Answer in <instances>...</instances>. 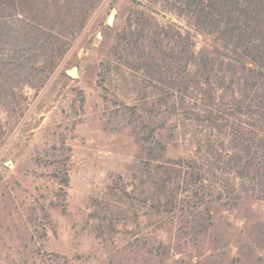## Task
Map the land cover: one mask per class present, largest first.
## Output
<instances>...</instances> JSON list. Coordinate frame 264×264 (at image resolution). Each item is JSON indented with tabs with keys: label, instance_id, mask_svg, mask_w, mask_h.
Listing matches in <instances>:
<instances>
[{
	"label": "rangeland",
	"instance_id": "rangeland-1",
	"mask_svg": "<svg viewBox=\"0 0 264 264\" xmlns=\"http://www.w3.org/2000/svg\"><path fill=\"white\" fill-rule=\"evenodd\" d=\"M39 1L16 0L17 10L35 4L55 14L51 23L85 24L65 54L66 77L51 75L39 91L24 87L21 110L0 111V264H264V200L212 202L201 230L185 210L172 219L152 205L135 139L138 116L147 117L132 107H149V84L140 76L137 95L130 76L101 66L117 28L129 27L133 0H82V21L55 13L63 0ZM167 6L149 8L202 47L208 37ZM73 68L77 78L66 74ZM187 132L168 145L169 157L192 150Z\"/></svg>",
	"mask_w": 264,
	"mask_h": 264
},
{
	"label": "trees",
	"instance_id": "trees-1",
	"mask_svg": "<svg viewBox=\"0 0 264 264\" xmlns=\"http://www.w3.org/2000/svg\"><path fill=\"white\" fill-rule=\"evenodd\" d=\"M145 1L133 0L129 27L117 28L101 66L130 76L137 95L140 76L149 84V107H132L147 117L138 116L135 139L152 205L172 219L185 210L192 229H207L212 202L264 200V0H166L168 13L208 37L200 48L188 30L156 19L149 5L157 0ZM81 2L63 0L55 13L82 21ZM33 8L0 0V111H20L24 87L39 91L51 75L66 77L65 54L85 24L51 23L54 13ZM186 130L192 150L169 157Z\"/></svg>",
	"mask_w": 264,
	"mask_h": 264
},
{
	"label": "water",
	"instance_id": "water-1",
	"mask_svg": "<svg viewBox=\"0 0 264 264\" xmlns=\"http://www.w3.org/2000/svg\"><path fill=\"white\" fill-rule=\"evenodd\" d=\"M66 74L70 77V78H77V70L76 68L70 69L66 71ZM6 166L9 167L10 163H6Z\"/></svg>",
	"mask_w": 264,
	"mask_h": 264
},
{
	"label": "bare ground",
	"instance_id": "bare-ground-1",
	"mask_svg": "<svg viewBox=\"0 0 264 264\" xmlns=\"http://www.w3.org/2000/svg\"><path fill=\"white\" fill-rule=\"evenodd\" d=\"M111 22H112V19L109 20V23H111Z\"/></svg>",
	"mask_w": 264,
	"mask_h": 264
}]
</instances>
